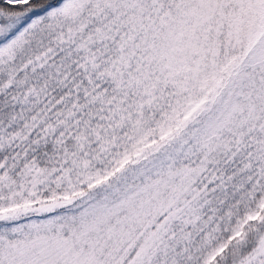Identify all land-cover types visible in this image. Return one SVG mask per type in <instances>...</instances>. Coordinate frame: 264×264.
<instances>
[{
  "label": "snow or ice",
  "instance_id": "6c2138e0",
  "mask_svg": "<svg viewBox=\"0 0 264 264\" xmlns=\"http://www.w3.org/2000/svg\"><path fill=\"white\" fill-rule=\"evenodd\" d=\"M0 264H264V0H0Z\"/></svg>",
  "mask_w": 264,
  "mask_h": 264
}]
</instances>
